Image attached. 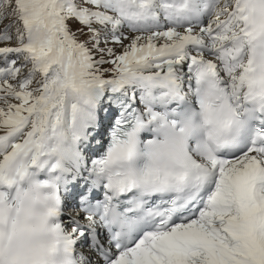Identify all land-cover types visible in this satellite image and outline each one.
Wrapping results in <instances>:
<instances>
[{
	"label": "snow or ice",
	"instance_id": "6c2138e0",
	"mask_svg": "<svg viewBox=\"0 0 264 264\" xmlns=\"http://www.w3.org/2000/svg\"><path fill=\"white\" fill-rule=\"evenodd\" d=\"M0 264H264V0H0Z\"/></svg>",
	"mask_w": 264,
	"mask_h": 264
},
{
	"label": "bare ground",
	"instance_id": "6f19581e",
	"mask_svg": "<svg viewBox=\"0 0 264 264\" xmlns=\"http://www.w3.org/2000/svg\"><path fill=\"white\" fill-rule=\"evenodd\" d=\"M106 127H107V122H105V128ZM100 137H101V139L104 140V142L106 141V131H105V129L101 130V136ZM100 151H102V149Z\"/></svg>",
	"mask_w": 264,
	"mask_h": 264
}]
</instances>
